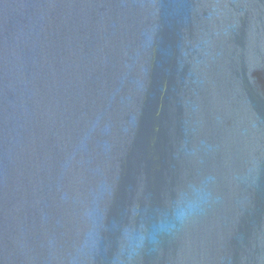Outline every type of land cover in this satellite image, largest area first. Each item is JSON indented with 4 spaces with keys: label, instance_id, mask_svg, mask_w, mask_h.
I'll use <instances>...</instances> for the list:
<instances>
[{
    "label": "water",
    "instance_id": "water-1",
    "mask_svg": "<svg viewBox=\"0 0 264 264\" xmlns=\"http://www.w3.org/2000/svg\"><path fill=\"white\" fill-rule=\"evenodd\" d=\"M194 184L135 264H264V0H0V264H113Z\"/></svg>",
    "mask_w": 264,
    "mask_h": 264
},
{
    "label": "clouds",
    "instance_id": "clouds-1",
    "mask_svg": "<svg viewBox=\"0 0 264 264\" xmlns=\"http://www.w3.org/2000/svg\"><path fill=\"white\" fill-rule=\"evenodd\" d=\"M218 199V195L213 198L204 185L194 184L188 191L178 193L175 200L150 221L113 222L117 245L113 264H135L146 248L151 246L155 250L161 236L172 234L178 226L184 227L205 214ZM89 241L93 247L98 243L95 228L89 234Z\"/></svg>",
    "mask_w": 264,
    "mask_h": 264
}]
</instances>
